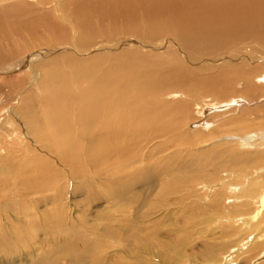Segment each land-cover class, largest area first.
<instances>
[{
  "label": "bare ground",
  "instance_id": "obj_1",
  "mask_svg": "<svg viewBox=\"0 0 264 264\" xmlns=\"http://www.w3.org/2000/svg\"><path fill=\"white\" fill-rule=\"evenodd\" d=\"M42 1L0 0L4 4L0 7V254L25 245L31 264H78L79 260L107 264L109 259L114 264H129L134 260L139 263L132 250H142L143 263L145 256H155L153 252L162 243L176 258L166 261V249V254H156L154 264H201L207 260L231 264L236 259L229 254L232 245L248 237L252 238L247 242L249 251L260 254L264 249V175L247 187L229 182L200 206L189 185L191 179L183 173L194 161H175L185 153L183 148L174 149L162 164H153L152 158L176 146L169 144L171 132L179 130L178 121L191 113L182 100L174 104L161 100L165 94L181 92L166 93L156 84L167 78L165 63L171 61L184 74H203L199 79L205 84L200 82V89L211 92L216 103L199 106L197 114L204 116L190 136L178 133L181 142L193 146L196 141L229 132L232 144L240 149L255 132L253 144L264 145V102L258 103L264 100V0H72V26L88 36L79 46L90 45L94 31L101 37L153 34L178 43L184 58L192 62H180L172 53V60L148 64L149 70L137 73L123 58L139 55L119 50L113 56L96 54L92 61L111 60L97 77L79 58L78 47L65 42L54 47L50 40L41 42L38 31H30L28 37L16 20L5 23L16 16L13 12L18 13L20 3L27 6ZM107 18L115 24L108 32L99 26ZM124 43L118 40L107 47L95 42L93 51L118 50ZM68 51L75 55L64 56ZM216 80L220 85L213 83ZM123 106L130 108L127 111ZM217 150L213 148L209 158H217ZM191 153L192 149L186 152ZM97 171L105 174L102 180L94 176L93 180L103 189L102 195L112 207L110 214L132 211L119 224L108 222L100 233L92 227L84 237L74 232L67 207L59 202L62 188L57 176L65 177L68 184L75 178L85 181ZM44 180L46 187L40 185ZM140 185L143 191H136ZM48 189L53 192L41 205L39 198ZM256 197L260 204L252 206ZM227 199L230 204L225 207ZM173 204L183 206L174 209ZM229 205L233 210L226 209ZM178 210L185 215L181 224L186 225H178L174 235L195 230L214 235L213 240L236 234L237 239L216 246L209 242L213 246L208 245L204 257L189 255L185 251L188 243L175 236L154 244L158 217L175 218ZM176 219L168 220L167 225L172 227L169 221ZM39 233L43 237L38 238ZM108 248L116 251L106 254ZM118 255L124 256L119 259Z\"/></svg>",
  "mask_w": 264,
  "mask_h": 264
},
{
  "label": "rangeland",
  "instance_id": "obj_2",
  "mask_svg": "<svg viewBox=\"0 0 264 264\" xmlns=\"http://www.w3.org/2000/svg\"><path fill=\"white\" fill-rule=\"evenodd\" d=\"M3 5L4 4H0V7ZM19 5L21 6V8H18L19 9L18 13L13 12V14L16 16H14L13 18L9 17L5 23L9 22L11 19L16 20L20 26L22 25L20 28L21 29L24 28V33H27L26 35H28V37L31 35L29 34L30 31L32 33L38 31L39 33L37 35L39 37H42L41 42L45 43L48 42L46 40H50L54 47L55 45L56 47L65 45L62 44L64 42L68 43L71 47L73 46L78 47L79 58L86 66H90V68L93 71L92 74L93 77H97L98 75H100L101 72L104 70L103 68L108 65L109 61H111L106 59L92 61V59L97 57L96 54H101V55L104 54V56H113V55H117V53L120 52L136 53L139 55L138 57L128 58V59L124 57L123 60L124 61L127 60L128 63L132 64L134 66L132 71L137 73H143L149 70L151 68V65L148 64L158 63V62L161 63L162 60H166V61L172 60L174 53L178 55V57L180 58L179 59L180 62L183 61V63L187 62L188 64L192 63L191 58L189 57L184 58L182 52L183 53L185 52L181 51V48L179 47L178 43L167 39L165 36H155L153 34L136 35V37L130 34L117 35V36L108 35L101 37L100 33H98L99 31L98 32L94 31L93 33H91L89 37L90 45H86V47L79 46L82 44V40H83L82 38L83 37L88 38V36L87 33L77 31L76 30L78 29L77 26L75 27L76 29L73 28L72 26L74 24V22H72L70 18V12H71L70 10L71 9L73 10L72 0H44L42 2H32L30 5L27 6L24 5L23 3L22 4L20 3ZM0 21L1 23H3L1 17H0ZM31 21H33L34 24L32 23L33 25L28 26L27 23ZM99 26H101L100 28L106 29L108 32L111 31V29L113 28V26H115V24L111 21L110 18H107L105 21L99 24ZM118 40L126 41L127 44L124 43L122 45L123 49L122 47L118 50L106 49V50H101V52L99 53L93 51L94 47H96L93 46L95 42H99L101 44L105 43L107 47H109V45L118 42ZM119 50L122 51L119 52ZM63 54L64 56L75 55V53H73L72 51L63 52ZM165 64L166 66H168V68L166 69L167 78L165 80L164 78L158 79V81L156 82L157 86L159 88H164L166 93L170 91L175 92L176 90H180L181 92H178V94L177 93L169 94V95L165 94L163 97H161V100H164L168 104H174V102H176L177 100H182L189 105L191 109L190 110L191 113L189 114L190 117H187L183 120L178 121V118L176 119V121H178L180 125V129L171 132V142L169 143L170 145L176 144V146L172 145L170 146L171 148L169 147L166 151L161 152L160 155L159 154L154 155L152 158L153 164L154 163L162 164L164 158H166L167 155H171L174 152V149L181 150L183 148L181 152H185V153H183V155L182 153L179 154L177 157L178 159L176 158L175 161L178 160L181 161L184 159L188 161H194V164H190L189 168L187 167L185 171L183 170V173L188 180L191 179L189 185L191 186L192 184L191 190H193L197 194L196 195L197 197L194 199L196 200V203L200 206H205L211 195L216 190H218L217 188L219 189L224 188L226 187V184H228L229 182L231 183L240 182L243 184L242 187L245 186L247 187L249 185L247 183L257 182L259 179H261L264 175V145L253 144L254 140L257 139L255 132L249 135L252 136V140L250 141L252 142V144L250 142L249 144L246 143L244 144V146L239 147L240 149H238L236 145H233L234 142L232 138L229 137L231 136L230 135L231 133L229 132L226 134H222L223 136L219 135L216 138L213 137L214 141H212L213 140L212 138H209V140H204L203 142L196 141L193 146H187L185 143L181 142L182 136L178 137V133L183 132L188 137V135L190 136L193 129H195L196 126H199V122L197 121H199V119L203 118L204 116L197 114V110L199 109V106L203 105V108L204 106L211 107V106H215L216 103L215 100L212 99V95L210 94L211 92H205L203 89H200L199 84L201 81L204 80L199 78H201L200 76L203 74L198 75L197 72H195L196 73L195 75V73L193 72V75L190 76L182 73L180 67L172 61L167 62ZM148 75L149 74H145L144 77L148 78ZM201 83L205 84V82H201ZM213 83L220 85V80L213 81ZM237 86H241V84H237ZM204 95H210V96L202 98V96ZM130 96L131 95L127 94V99ZM258 101H259L258 103L264 102V100L261 101L260 99ZM129 108L130 106H123V109L127 111ZM205 111L206 110L204 109V112ZM202 130H204L203 127ZM262 139L264 140V138ZM213 148H217L218 149L217 151L219 152V156L215 159L209 158L208 156L209 152H211ZM188 149L189 150L192 149L193 153L186 154ZM189 163L190 162H188V164ZM101 175L102 172L97 171L94 175L92 174L87 175L85 181L82 179L75 178L73 179V182H68V184L65 182L66 181L65 177L63 179V177L59 178V176H57V180H59L57 182V185L58 186L60 185V187L62 188L60 189L62 190L60 195L61 196L60 198L62 200H60L59 202L63 204L65 208L67 207V209H65V212H68L67 219L74 224V232L84 237L86 236V234L90 232L92 227H94L96 232L100 233L101 230L105 228L104 227L105 224L108 222H111L114 225L119 224L120 223L119 220L123 219V217L126 218L127 216H129L132 211L131 208L128 209V211H126L123 214L122 213L117 214V212H113L112 210L113 213L110 214L111 211L109 210H111L112 207L109 206L110 203L102 195L103 189L99 188V186L96 185L98 181L102 180L100 178L105 177V174H103L102 176ZM93 176L98 181L96 179L94 181ZM202 181H204L205 183ZM43 182H40V185L44 187L46 181L44 180ZM238 187L240 186L238 185ZM142 189H143L142 185L136 187V191L141 192L143 191ZM52 190L51 189H48L47 191L45 190V192L41 194L39 198L42 200L41 205H44L43 204L44 198H47V196H51L53 192ZM253 201L254 202L252 206H258L260 204L258 197L254 198ZM192 204L196 205L194 203ZM227 204H230L228 199L225 200V203L223 205L226 207ZM182 206H183L182 204H173L171 205V208L177 209V208H181ZM228 208L231 210L232 206L229 205L226 209ZM159 212H157L156 214L158 215ZM128 213L129 215H127ZM161 213L162 212H160V214ZM181 214L182 211L178 210L175 218L169 217L170 215H165V214L164 215L161 214L158 217L159 219L158 220L159 226L157 227L158 238L153 239L152 242L154 244L158 245V242H161V240L162 241L171 240L170 237L175 236L179 238L181 242L184 241L183 244L188 243V246H186L187 248L185 251L189 255L191 256L196 255L195 257H200V256L204 257L206 256L210 248L208 246L211 245L209 242H212V244L216 246V244H221V242H226V241L231 242L237 239L238 235L236 234L234 236H231L230 238H225L224 240H220L217 238L218 241L216 239L215 241L213 240L214 235H211L208 232H203L204 234L197 233L195 230L192 231L191 234L189 235H184V233H182V235L181 233L174 235L173 232L176 231L179 226L186 225L185 223L181 224L183 220L182 216H185L184 214L183 215ZM174 219H176L177 223L173 222ZM168 220H173V221H169L171 222L172 227L167 225ZM210 227L211 228L214 227V224H211ZM209 232L211 233L212 231ZM37 236L38 238L43 237L42 233H39V235ZM248 238L249 240L247 241L244 240L243 242L240 243L238 242L237 244L232 245L234 247H232L229 254H231L232 258L235 257L236 259L232 261L231 264H244V263L260 264L264 261V249L260 254L255 256L253 252L249 251V249L251 248V244L248 245V243L252 238L251 237ZM125 244L126 243H124V245ZM160 244L161 246H158V249L154 248L155 251L153 253L155 254V256H153V258L145 256L147 259L143 263L142 260L144 255L142 253V250H138V251L132 250L131 252L136 254V258L138 259L139 263L134 262L135 261L134 260L132 261V263L129 264H154V262L158 259L156 254H158L159 252L164 254L165 252L163 251L167 249L166 244L165 245H163L162 243ZM113 251H116V249L113 250V248H108L106 254H108V252H113ZM166 252H167L166 261L170 260V258H176V255H174L173 253H169L168 249L166 250ZM27 253H28V248L25 245L23 247L19 246V248L17 247V249H15L14 251L5 253L7 255L0 254V258H1L0 264H31L30 263L31 258H29L30 255H27ZM122 256L124 255H120V257L118 255V258L120 259ZM126 259L128 260L127 256H125L123 260ZM150 260H152L153 263H151L152 261ZM9 261L11 262L9 263ZM78 264H86V262L84 260H79ZM107 264H114L113 259H109ZM182 264H186V263L183 262ZM201 264H215V263H213L212 260L210 261L207 260L202 262Z\"/></svg>",
  "mask_w": 264,
  "mask_h": 264
}]
</instances>
